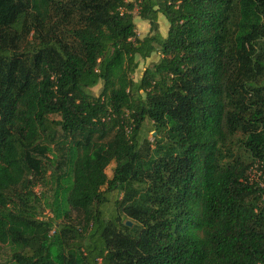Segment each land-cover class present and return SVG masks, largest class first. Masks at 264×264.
Instances as JSON below:
<instances>
[{"label":"trees","instance_id":"16d2710c","mask_svg":"<svg viewBox=\"0 0 264 264\" xmlns=\"http://www.w3.org/2000/svg\"><path fill=\"white\" fill-rule=\"evenodd\" d=\"M263 165L264 0H0L10 264H264V189L248 181ZM50 167L45 221L28 201Z\"/></svg>","mask_w":264,"mask_h":264},{"label":"rangeland","instance_id":"374dc122","mask_svg":"<svg viewBox=\"0 0 264 264\" xmlns=\"http://www.w3.org/2000/svg\"><path fill=\"white\" fill-rule=\"evenodd\" d=\"M129 1V0H127ZM133 21L135 24V29L138 37H143L148 34L149 32V24L148 21L143 20L139 18L138 16V10L137 8L133 11ZM157 24H158V31L161 34L162 37H165L168 29V23L165 17L161 14H158L157 18ZM159 55L157 53H153L152 56L146 60H142L139 57H137L138 61V68L132 75V79L134 81H138L140 79V76L142 74L143 69L146 66H149L153 64L155 61H157ZM100 89V85H97L90 89L91 93L96 95ZM51 119H58L56 116H51ZM154 135L153 131V125L149 121H144L140 131L139 135L137 137L139 144L145 145V141H148L152 144V137ZM234 150L236 152H240L239 143L237 140H234ZM114 167V164H110L105 172L107 176H111L112 169ZM54 170V167H50V169L47 170V173L43 176H36L32 182V192L35 197H32L29 199L28 203L33 206V210L36 212V217L39 220H49L52 218V212L50 211V204L53 200V193L55 189V184L51 177L49 176L50 172ZM17 191L20 192L21 198L24 199V194L22 193V190L17 189ZM107 202L104 205V213L105 218L108 219V217L111 214L117 213V206H116V200L120 199V194L117 192H109L107 193ZM14 203L16 206L20 207L22 206V202L20 203L18 198L14 200ZM122 221L125 220V217L123 215L121 216ZM14 252V247L10 245H0V264H10L11 263V256Z\"/></svg>","mask_w":264,"mask_h":264},{"label":"built area","instance_id":"2783aa9c","mask_svg":"<svg viewBox=\"0 0 264 264\" xmlns=\"http://www.w3.org/2000/svg\"><path fill=\"white\" fill-rule=\"evenodd\" d=\"M263 169H264V165H263ZM248 181L249 183L256 182V184L260 188L264 189V170L263 171L255 170V168L253 167L251 170V174L249 175Z\"/></svg>","mask_w":264,"mask_h":264},{"label":"water","instance_id":"95a60500","mask_svg":"<svg viewBox=\"0 0 264 264\" xmlns=\"http://www.w3.org/2000/svg\"><path fill=\"white\" fill-rule=\"evenodd\" d=\"M126 224L129 226L130 225V222H126Z\"/></svg>","mask_w":264,"mask_h":264}]
</instances>
